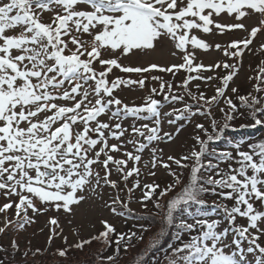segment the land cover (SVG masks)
<instances>
[{
	"label": "snow or ice",
	"instance_id": "snow-or-ice-1",
	"mask_svg": "<svg viewBox=\"0 0 264 264\" xmlns=\"http://www.w3.org/2000/svg\"><path fill=\"white\" fill-rule=\"evenodd\" d=\"M225 13L235 22L221 23V15ZM248 20H255V24H246ZM194 30L221 35L232 30L246 32L242 40L215 45L226 57H242L245 50L251 51L250 46L258 35L264 34V0H0V194L8 200L0 206V214L5 217L0 233L13 223L7 218L10 209L14 208L15 216L23 221L19 223L23 228L24 223L32 222L29 211L40 214L54 207L56 211L72 213L74 206L88 199L89 192L102 199L99 189L118 188V180L111 178L113 171L121 174L125 182L134 174L139 176L140 169L129 168V161L138 164L139 153L152 141L162 139L161 103L154 97L162 94L166 101L179 102L184 96L175 94L174 85L159 76H151V80L159 81V88H151L142 105L129 106L116 92L133 85L145 88L149 77L143 74L151 71L175 75L184 69L189 75L179 87L196 101V110L185 104L183 109L173 107L164 115L176 114V119H189L197 114L211 117L213 107H218L225 122L220 125L217 120H211L215 135L204 124H196L206 139L197 135L199 149L194 148L180 158L168 156L164 161L156 156V148L151 149L152 168L159 165L168 169L173 183L163 188L156 183L143 185V206L147 208L144 202H151L158 215L163 213L160 231L150 247L157 248L168 230L175 228L174 239L178 243L167 245L163 264H264V210L257 207L264 205V141L249 143L246 150L242 141L234 142L232 151L213 149L211 155L216 162H204L209 155V142L219 139V133L230 126V121L239 116L254 121L251 127L264 124L261 118L264 117V87H261L264 61L256 76L250 77L259 81L256 94L239 95L238 88L231 87L237 74L235 65L226 61L195 63L197 50L207 52L213 46L194 34ZM85 36L89 39H84ZM165 40L173 42L183 63L127 66L119 62L129 54L154 52ZM258 50L264 52V42ZM104 52L112 55L104 58ZM221 68L229 70L228 74H202L215 73ZM113 69L141 74V77L116 76L110 80ZM216 79L221 83L215 88V95L209 97L199 91L200 84L195 85L198 95L190 90L192 81L210 85ZM229 89L236 94L247 116L228 95ZM128 117L155 125L132 126L133 134L148 142L137 139L126 142L133 145L137 154L124 151L126 144L121 138L127 129L121 122H114ZM163 135L172 138L169 133ZM110 139L119 143L110 144ZM117 152L127 158H116L113 153ZM172 164L189 170L187 182L183 172L172 170ZM221 164L226 168H221ZM97 166L103 169V175L96 170ZM149 174L155 176V171ZM178 185H183L180 192L170 196ZM139 188L137 179L128 191ZM208 194L232 202L230 207L228 203L215 205L222 209L231 228L221 229L219 219H209V213L201 210L207 203L204 196ZM118 201L117 196L112 204ZM193 205L197 206L195 214L191 211ZM111 211L116 213L117 209L111 207ZM238 218H245L246 223L238 224ZM49 224L59 227L55 218ZM101 224L104 231L69 248L83 250L94 240L111 245L112 235L116 234L117 254L101 256L100 264H117L121 242L126 252L134 246L131 241L136 233H131L126 240L108 221L103 220ZM55 235L54 227L49 243ZM63 239L67 244V237ZM139 239L143 240V235ZM10 247L13 252L20 251L15 239ZM7 251L0 246V252ZM30 251H24V257ZM67 251L68 248L58 249L56 254L65 257ZM40 252L36 249L32 255ZM0 264L4 261L0 260ZM153 264L161 261L154 259Z\"/></svg>",
	"mask_w": 264,
	"mask_h": 264
},
{
	"label": "rangeland",
	"instance_id": "rangeland-1",
	"mask_svg": "<svg viewBox=\"0 0 264 264\" xmlns=\"http://www.w3.org/2000/svg\"><path fill=\"white\" fill-rule=\"evenodd\" d=\"M49 18L46 13L44 19L47 21ZM220 22L223 24H231L235 21L229 17L226 13L221 15ZM246 24L252 26L255 24V20L245 21ZM194 34L198 35L201 39L205 40L207 43L213 46V48L207 52L203 50L196 51V61L195 63H203L205 65L214 64L217 61L227 62L229 64H233L236 66L237 74L234 76L233 81L231 82V87H236L239 90V95H248V93L256 94L255 86L259 83L255 79H250L254 74L256 76L259 67L261 66V61H264V52L259 51V44L264 42V34H259L258 38L254 41L253 45L250 46L251 51L245 50L244 55L242 57L237 58H229L224 56L223 51L216 50L215 45H227L231 41L234 40H242L247 36V33L242 30H232L227 32L226 34H204L202 32H198L194 30ZM84 39H89L87 36ZM173 52H176V55H172ZM104 58H109L112 54L110 52H104ZM119 62L122 65L127 66H147L149 64H159L162 66H170L173 64H181L183 60L181 59V54L178 50L174 48L173 42L170 40H165L162 42L154 52H148L147 54H129L126 57H121ZM97 67H99L97 65ZM229 70L218 69L215 73L203 72L202 74L207 75H219L224 76L228 74ZM225 73V74H224ZM149 77L146 81V87L141 89L138 85H133L130 87H121L117 90L116 95H118L125 104L129 106H139L142 105L145 101V98L150 94V89L153 87L159 88V81L151 80V76H159L163 81L170 82L174 85V93L177 95H183L184 100L179 102H170L163 99V95H156L154 98L159 100L161 103L160 111H161V124H160V135L162 137L161 140L152 141L151 144L148 145L141 155V161L137 164L133 161H129L128 167H138L140 169L139 176L135 174L132 177H129L128 181H123L121 174L113 171L112 179L118 180V188L112 189L111 187L104 186L101 191L103 194V198L101 199L99 196H96L89 192L88 199L83 202L80 206H74L72 213H65L63 210L56 211L54 207L49 208L48 211H44L40 214H33L29 211V217L32 222L24 223V227H19V223H23L22 220H19L15 216L14 208L10 209L7 214V218L12 220L13 223L10 225L4 233H0V246H3L7 249V252H0V260L4 261V264H19L17 260L24 253V251H28L29 255L24 257V261L30 260L33 257L32 252H35L36 249H40L41 252L35 255L32 259H41L48 260L50 263H59V264H100V257H107L116 255L117 246L115 244L104 245L96 244V240L92 241L91 244L85 245L83 250H71L73 255H67V257L58 258L56 262H54L53 258L57 256L58 249L69 248V245L74 244L75 242L83 239H89L92 236L98 235L100 232L104 231V226L101 224V221L106 220L109 224L113 225L116 229L117 234H124L125 239L131 235V233H138L141 229V235H143V240L138 239L136 243H134V238L131 241V244L134 243L132 253H137V258L139 257L138 264H141V258H143V264H153V260H160L161 264H163V257L165 252L168 251V248H164L161 251H157L156 249H149L148 247L153 243L154 238L157 233L160 231L161 227V217L163 213L159 215L158 210L153 206L151 202L147 203L148 207L145 208L141 201L143 191V185L156 183L161 186V188L173 183V177L169 174V170L159 165L156 168H152V160L153 154L151 149L156 148V156L162 157L164 161H167L168 156H175L176 158H180L181 156L188 155L194 148L196 150L199 149V145L197 144L195 137L200 135L202 138H205L203 133L200 132L199 129L196 128V124H204L205 128L208 129L210 134L215 135L211 127V120L215 119L222 125L224 121V116L220 113L218 107H213L212 116L206 117L204 115L197 114L195 116H191L189 119H176V114L171 116L164 115V113H170L172 108L175 107L177 109H183L185 104L192 105V110H196V101L189 97L185 90L179 85L183 83V81L187 78L189 73L184 69H180L176 71V74L173 75L167 72H159V71H151L149 73L143 74ZM191 75H196V73H191ZM116 76H122L125 79H139L141 74H128L122 73L118 69H113V72L109 74V79H115ZM221 81L216 79L211 82L210 85H206L202 81H192L189 85L190 90L198 95V90L195 87L196 84H200L199 91L205 93L206 96L215 95V88L219 86ZM264 87V84L261 85ZM228 95L232 96L234 103L237 104L240 111L245 112V116L248 115L246 109H244L240 105V101L237 99L236 94L231 93L230 89L228 90ZM223 107V101L220 104ZM115 107V106H113ZM185 115H188L185 113ZM103 119H107V117H103ZM264 119V117H262ZM169 120H172L173 123H169ZM121 122L122 127L127 129V132L124 137L121 138L122 142H125L126 147L124 151H131L134 154L135 149L133 145L127 144L126 142L131 139H137L143 143H148L143 137L135 136L132 132V126L140 127L144 123H148L150 127L155 126L151 121H143L136 120L135 118L128 117L123 119L122 121H114ZM254 121L250 118L237 117L235 120L230 121V126L225 128L219 135L221 137H225L226 135L234 136L232 138V142H243L245 150L249 143H256L259 141H264V135L259 136V131H264V124L258 125V127H254L258 129V132L253 135V137L245 138V135L248 134V127H251ZM252 128V127H251ZM179 129V131H177ZM146 131V130H145ZM164 133L171 134V139L164 136ZM244 134V135H243ZM93 138H96V134H91ZM218 140V139H216ZM215 140V141H216ZM225 141V140H224ZM214 141L209 142V155H206L204 158V162L208 161L207 159H211L214 163L215 157L211 155L212 150L215 151H223L222 149H217L218 147L213 145ZM110 144L119 143L114 139L109 140ZM232 144L226 146L225 151H232ZM221 148V147H219ZM217 149V150H216ZM113 155L118 159H126L122 153L117 152L113 153ZM187 163L191 164L193 161H188ZM235 166V165H234ZM221 168H226L225 164H221ZM98 171H100L101 175L104 174L103 169L97 166ZM172 170L176 172H183V176L185 182H187L188 176L187 169L177 168L175 164H172ZM155 171V176L150 175L149 173ZM139 179L141 188L134 189L131 193L128 191V188H131L132 185ZM183 185H178L173 193H170V196L175 195L180 192ZM123 189V190H121ZM119 197V201L113 205L112 201L115 197ZM207 196V195H206ZM213 196V202L208 204L205 208H201L202 211H206L209 213V219H219L221 221V229L223 228H231V224L227 221L226 217H224L222 209L215 207V205L228 203L229 207L231 206V202H226L220 200L217 196ZM13 200H16V197H12ZM8 200L0 194V206L4 203H7ZM163 203V201H162ZM127 204L125 208L124 205ZM111 207H115L117 209L116 213L111 211ZM258 208L264 210V205H257ZM194 214L197 211V208H193L191 210ZM120 213L129 214L130 216H124ZM55 218L58 220L59 227L53 226L49 224V220ZM5 219L3 214H0V227L3 226V220ZM189 222H192L189 219ZM238 224H245V218H238ZM55 227V231L57 235H55L49 243V237L52 235V229ZM147 229V231H144ZM174 234V233H173ZM171 232V229L168 230V234L160 241L159 245H165L170 240L173 246H176L178 243L174 239V235ZM114 235V240H116V236ZM140 235V236H141ZM173 237L171 238V236ZM63 237H67L68 243L64 242ZM188 235L185 234L184 239H187ZM16 240L20 245L19 252H13L10 247L11 241ZM30 242V243H29ZM130 248V247H129ZM128 248V249H129ZM74 249V248H72ZM101 249V250H100ZM93 250L98 252L99 256L92 260V256L90 255V251ZM123 250L122 253H120ZM129 250L125 252L124 250V242H121L119 254H118V264H131L129 261L132 257L129 258L127 262L122 260L123 254L127 253ZM68 252V251H67ZM7 257L10 258L6 259ZM31 259V260H32ZM251 262L252 256L249 254L248 257ZM8 260V261H7ZM39 260H35L32 264H40ZM120 261V262H119ZM136 261V260H135ZM125 262V263H124ZM134 264V263H133Z\"/></svg>",
	"mask_w": 264,
	"mask_h": 264
},
{
	"label": "trees",
	"instance_id": "trees-1",
	"mask_svg": "<svg viewBox=\"0 0 264 264\" xmlns=\"http://www.w3.org/2000/svg\"><path fill=\"white\" fill-rule=\"evenodd\" d=\"M225 74V73H224ZM252 77H255V75L253 74L252 75ZM256 80V79H255ZM257 81V80H256ZM258 82V81H257ZM262 118V117H261ZM258 127V126H257ZM248 129V134L249 135H245L244 137L245 138H248V137H253V135L255 134V133H257L258 132V129H255L254 127H248L247 128ZM244 135V134H243ZM258 135L259 136H261V135H264V131H259V133H258ZM232 138H234V136H229V135H226L224 138L223 137H221L220 136V138L218 139V140H213L214 142H213V145L215 146H217L218 148L217 149H222L223 151H225V148H226V146H228L229 144H230V142H232ZM225 140V141H224ZM219 147H221V148H219ZM216 149V150H217ZM223 151H221V152H223ZM216 152H219V151H216ZM207 160H211V159H207ZM206 163H207V161H206ZM182 170V169H181ZM185 174H186V171H185ZM185 174H184V176H185ZM187 176L189 177V173L187 172ZM204 199L207 201V203H206V205L205 206H203L202 208H205L208 204H211L212 202H213V196H212V194H208L207 196H204ZM231 204H232V202H231ZM193 208H197V206H195V205H193L192 206V208H191V210L193 209ZM123 215L124 216H130L129 214H124L123 213ZM141 231H142V229L138 232V233H136V238H134V243H136V241H138V239H139V237H140V235H141ZM117 232V231H116ZM171 232H172V234L173 235H175V233H176V229L175 228H172L171 229ZM173 235L171 236V238L173 237ZM115 236H116V234H115ZM112 241H113V244H115V240H114V235H112ZM170 242H172L171 240L169 241V242H167V244H165V245H160V246H158L157 248V251L159 252V251H161L162 249H164V248H166L167 247V245L170 243ZM96 244H101L102 242L101 241H96L95 242ZM134 243L132 244V245H134ZM98 244V245H99ZM103 245H104V247H106V245L104 244V243H102ZM115 246H116V244H115ZM150 250L151 249H154V248H151L150 246L148 247ZM132 249H133V247H130L129 249H127V250H129L127 253H125V254H123V255H121L122 257V260H124L125 262H127L128 260H129V258L130 257H132L130 260L131 261H129L131 264H138V262H139V257L137 258V253H132ZM156 249V248H155ZM71 250H76L75 248L74 249H72V248H70L69 250H68V252H67V254H66V256L65 257H67V255L69 254H71V255H73L71 252H73V251H71ZM79 250V249H78ZM101 250V249H100ZM98 252H99V250H98ZM97 252V250H96V252L95 251H93V250H91L90 251V255L92 256V260H94L95 258H97L98 256H99V253ZM123 252V250L120 252V253H122ZM34 257V256H33ZM32 257V258H33ZM32 258H30V260H27V261H24V257H23V254L19 257V259L17 260V262L19 263V264H32V263H34L35 262V260H39L38 262L40 263V264H52V263H50L48 260H43L42 262H41V259H32ZM58 258H62V257H60V256H56L55 258H53V260H54V262H56V260H58ZM0 259H3V258H0ZM6 259H9L10 260V258L9 257H7ZM32 259V260H31ZM136 260V261H135ZM8 261V260H7ZM120 262V261H119ZM124 262V263H125ZM7 264H9V261L7 262ZM54 264H59V263H54ZM68 264H73V263H68ZM117 264H118V262H117Z\"/></svg>",
	"mask_w": 264,
	"mask_h": 264
}]
</instances>
